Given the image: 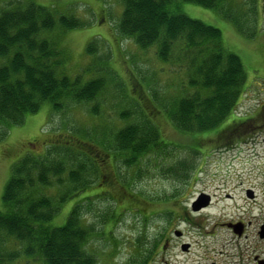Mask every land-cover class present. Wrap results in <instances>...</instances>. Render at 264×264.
<instances>
[{
  "label": "trees",
  "instance_id": "16d2710c",
  "mask_svg": "<svg viewBox=\"0 0 264 264\" xmlns=\"http://www.w3.org/2000/svg\"><path fill=\"white\" fill-rule=\"evenodd\" d=\"M120 1L123 12L116 27L119 34L132 38L142 50L154 49L171 70L180 72L182 78L187 75L188 82L183 81L182 88L190 91L174 97L173 102H162L155 92L151 93L178 131L219 129L216 136L223 132V140L232 142V146L244 139L243 134H255L247 131L248 125L259 120L239 118L236 113L251 85L242 58L225 46L219 28L190 17L182 8L184 3H192L214 10L251 39L260 20L259 0H251L249 12L243 9L245 3L237 0ZM40 2L0 0V141L10 127L22 125L28 115L39 112L46 103L55 112L69 104L95 103L90 110L98 115L102 106L98 99L114 78L107 65L97 70L100 75L90 78L66 73L65 50L59 41L69 31L84 27L86 21L71 12L55 10L53 3ZM97 51L92 40L87 52ZM98 59L106 62L109 57ZM118 84L123 87V83ZM136 103L137 107L119 111L125 126L110 141H98L119 170L170 146L151 118L153 111L145 103ZM258 114V118L264 116V105ZM69 141L50 142L43 153L28 152L13 165L0 208V264H99L91 245L97 231L83 223L85 203L94 195L80 199L63 225L53 224L65 204L95 188L97 179L100 183L96 188L107 185L108 178L102 174L92 147ZM179 169L183 173L177 176L187 179L195 163H182ZM112 214L103 217V224Z\"/></svg>",
  "mask_w": 264,
  "mask_h": 264
},
{
  "label": "rangeland",
  "instance_id": "374dc122",
  "mask_svg": "<svg viewBox=\"0 0 264 264\" xmlns=\"http://www.w3.org/2000/svg\"><path fill=\"white\" fill-rule=\"evenodd\" d=\"M237 1L245 3L243 9L246 12L253 7L251 0ZM44 2L53 3L55 10L71 12L86 21L84 27L69 31L59 41L65 50L63 68L66 73L72 77L82 74L90 78L100 75L97 70L107 65L113 70L114 78L98 99L102 105L98 115L90 110L95 103L69 104L58 112L46 103L39 112L28 115L22 125L9 128L8 135L0 141V208L12 167L25 154H41L47 144L56 140L90 146L99 160L103 159V162L95 160L108 178L107 185L96 188L100 183L97 179L96 189L67 202L53 224L63 225L80 199L94 195L85 203L87 213L83 223L93 225L97 231L91 245L99 264H137L138 246L150 244L158 234L157 229L166 226L164 217L151 216V211L158 208L156 205L161 204L163 197H194L202 191L223 195L230 189L237 194L236 187L240 183L243 187L250 183L259 186L257 182L264 181V131L250 136L243 134L244 139L232 147V142L228 144L227 139L223 140V132L216 136L219 129L181 133L159 108L151 93L155 92L162 102L169 104L174 97L190 91L182 88V82H188L187 75L185 79L180 72L171 70V66L158 59L154 49L142 50L132 38L119 34L116 27L123 12L120 0H41L40 3ZM258 3L260 21L257 28L255 26L257 34L251 39L214 10L192 3H184L182 8L190 17L219 28L225 46L242 58L251 85L236 109L239 118L250 117L264 100V91L257 93L259 88H264V0ZM92 40L96 41L98 51L90 54L87 47ZM107 56L106 62L98 59ZM119 82L123 87L119 88ZM137 100L153 111L151 118L170 146L144 156L135 166L119 170L112 155L107 156L98 141H110L113 134L125 126L119 111L137 107ZM182 163H195V169L187 179L177 176L183 173L179 169ZM174 167L178 171L175 172ZM109 213H113L112 218L103 224V217Z\"/></svg>",
  "mask_w": 264,
  "mask_h": 264
},
{
  "label": "flooded vegetation",
  "instance_id": "af4514ba",
  "mask_svg": "<svg viewBox=\"0 0 264 264\" xmlns=\"http://www.w3.org/2000/svg\"><path fill=\"white\" fill-rule=\"evenodd\" d=\"M263 105L264 100L250 116L259 120L248 125L251 134L264 131V116L258 118ZM257 184L240 183L237 194L230 189L223 195L163 197L165 206L156 205L151 216L164 217L166 226L157 229L150 244L138 246V259L146 260L136 263L264 264V181Z\"/></svg>",
  "mask_w": 264,
  "mask_h": 264
}]
</instances>
